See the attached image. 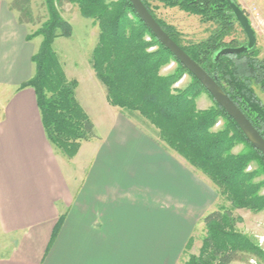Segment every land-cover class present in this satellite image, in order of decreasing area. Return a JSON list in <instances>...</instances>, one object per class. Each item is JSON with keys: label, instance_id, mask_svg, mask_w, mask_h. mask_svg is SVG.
Wrapping results in <instances>:
<instances>
[{"label": "trees", "instance_id": "trees-1", "mask_svg": "<svg viewBox=\"0 0 264 264\" xmlns=\"http://www.w3.org/2000/svg\"><path fill=\"white\" fill-rule=\"evenodd\" d=\"M141 1L163 31L215 79L264 139V106L253 90V85L264 90V62L248 60L254 49L239 56L214 60L219 50L243 45L223 42L236 23L225 0H156L215 24L216 30L209 39L190 46H182L175 33L156 19L147 2ZM42 2L47 19L25 38L27 42L41 38L31 58L34 73L18 91H33L41 126L52 149L70 159L81 143L96 139L94 125L75 97L78 82L67 80L53 51L55 40L69 39L72 35L70 24L62 19L57 7L67 2L75 5L80 16L91 20L98 28L90 65L106 90L108 105L138 113L158 132L161 144L206 176L218 188L219 195L232 205L230 210H217L203 218L205 235L200 253L190 255L182 264H232L237 253H259L249 239L233 230L236 219L232 210L245 209L253 213L264 210V195L260 194L264 182H254L259 175L264 176V158L232 119L214 101L213 108L196 109L195 100L201 94L210 95L155 39L128 0ZM9 10L18 15L20 25L32 23L31 0H12ZM146 38L150 42H145ZM152 48L154 52H148ZM170 63L176 65L175 71L160 76L161 68ZM184 76L190 78L189 84L182 90L175 89L174 85ZM219 120L225 123L224 129L213 131ZM240 142L246 151L235 155L232 150ZM253 163L257 170L247 172ZM61 222L62 219L57 228ZM190 243L189 240L185 247Z\"/></svg>", "mask_w": 264, "mask_h": 264}, {"label": "crops", "instance_id": "crops-1", "mask_svg": "<svg viewBox=\"0 0 264 264\" xmlns=\"http://www.w3.org/2000/svg\"><path fill=\"white\" fill-rule=\"evenodd\" d=\"M25 38L0 0V87L9 96L0 120V240L11 242L0 264H176L189 236L171 203L183 199L184 160L100 89L102 132L82 145L79 157L86 145L94 153L76 182L45 138L33 91H18L34 73Z\"/></svg>", "mask_w": 264, "mask_h": 264}, {"label": "rangeland", "instance_id": "rangeland-1", "mask_svg": "<svg viewBox=\"0 0 264 264\" xmlns=\"http://www.w3.org/2000/svg\"><path fill=\"white\" fill-rule=\"evenodd\" d=\"M1 1L4 4H7L9 9L12 0ZM145 1L151 8L156 19L163 23L168 30L175 33L177 40L182 46L197 45L206 41L216 30L215 24L211 22H203L199 16L184 12L178 7H167L156 0ZM233 1L239 6L248 19L256 37V46L253 53L248 56V60H256L262 63L264 62V0ZM57 7L62 19L70 24L72 35L69 39L55 40L53 51L67 80H75L78 82V87L75 91V97L77 94L76 100L78 98L82 105H84L85 109H90L91 112L89 110L86 111L90 113L95 121L94 124L97 123L98 128L94 129V133L95 135H99L102 132V129H100L102 123H98L101 121L98 120V117L100 116L99 104L101 100L99 90H105V88L95 79L93 75L94 72L90 65L91 54L98 41V28L91 20L83 19L75 5L63 2L58 4ZM31 11L33 18L32 23L27 25H20L18 23V15L15 12L10 11L14 14L17 24L23 27L25 37L33 34L47 19V13L42 0H31ZM40 42L41 38L39 37L34 38L28 43L35 48L36 52ZM145 42H150V40L146 38ZM223 42L225 45H231L230 42H234V45L238 46L241 44L245 45L247 40L238 24L235 23L230 35L224 38ZM154 50L155 49L152 48L149 49L148 52H154ZM175 69L176 65L170 63L161 68L159 72L160 76H168L172 74ZM189 82L190 78L184 76L174 85V88L182 90L189 84ZM253 90L259 102L264 106V90H261L258 86L254 85ZM91 91H93L96 96H91ZM86 92L87 94L84 95ZM8 100L9 96L5 95L0 87V120L2 119L3 108ZM195 104L196 109L201 111L214 107L213 100L207 94H201L195 100ZM122 112L126 118L134 121L142 131L146 132L149 136L157 137L159 140L158 132L138 113H130L127 111ZM224 127L225 123L222 120H219L215 124L213 131L223 130ZM84 143L88 142L81 143L77 153L70 159L59 152H55L64 162L66 169L76 177V182H79L78 180L80 179L79 170L85 167V164L94 153V146L86 145L79 157V151ZM166 151L169 153L171 152L168 149ZM244 151H246L245 146L241 142L232 150L235 155L243 153ZM182 163L185 174H187V182H185L182 195L183 199H178L177 202L173 201L171 203H173L172 207L174 211L182 213L183 221L189 230L188 242L190 240L191 243L188 248L184 247L176 264L186 262L190 255H199L202 240L205 235L202 220L206 215L217 210L232 209V205L219 195L218 188L215 187L206 176L193 167H190L185 161ZM256 170L257 166L255 163L247 168V172ZM254 182H264V176L259 175L254 179ZM260 194L264 195V186L261 188ZM171 203H168L167 205H171ZM232 214L236 219L233 223V230L249 239L251 243L257 247V250L260 251L256 254L237 253L233 258L232 264H264V210L258 213H253L245 209H234L232 210ZM0 246H3V249H1L0 252L7 253L11 249V242L1 239Z\"/></svg>", "mask_w": 264, "mask_h": 264}, {"label": "water", "instance_id": "water-1", "mask_svg": "<svg viewBox=\"0 0 264 264\" xmlns=\"http://www.w3.org/2000/svg\"><path fill=\"white\" fill-rule=\"evenodd\" d=\"M141 22L149 29L155 39L201 84L213 101L232 119L239 130L264 158V139L252 126L246 116L225 94L215 79L209 76L193 61L159 26L141 0H128ZM236 23L246 37V44L236 48H223L215 55V62L224 56H239L252 51L256 46V37L251 25L242 10L233 0H225Z\"/></svg>", "mask_w": 264, "mask_h": 264}]
</instances>
